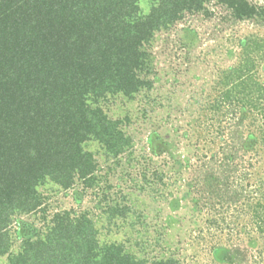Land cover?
Instances as JSON below:
<instances>
[{"label": "trees", "instance_id": "16d2710c", "mask_svg": "<svg viewBox=\"0 0 264 264\" xmlns=\"http://www.w3.org/2000/svg\"><path fill=\"white\" fill-rule=\"evenodd\" d=\"M141 1L0 0V258L7 256L6 264H147L122 244L100 246L99 229L85 214L56 213L41 232L16 218L43 210L40 188L48 182L65 192L78 181L84 190L97 185L98 163L88 143L97 142L114 160L132 148V138L109 118L103 102L117 95L133 99L152 87L140 73L146 70L144 47L156 33L186 12H206L212 1L236 20L264 18V7L248 0H150L145 15ZM258 61H264V40L245 41L239 66L224 74L210 104L216 118L242 115L226 136L233 142V168L214 179L221 205L226 199L233 207V251L223 255V247H214L219 262L247 264L246 235L251 245L261 243L251 264H264V178L235 163L245 140L264 150ZM249 118L244 139L241 127ZM128 209L110 207V219L125 218ZM14 222L22 241L18 253L12 250ZM152 264L180 263L169 258Z\"/></svg>", "mask_w": 264, "mask_h": 264}, {"label": "rangeland", "instance_id": "374dc122", "mask_svg": "<svg viewBox=\"0 0 264 264\" xmlns=\"http://www.w3.org/2000/svg\"><path fill=\"white\" fill-rule=\"evenodd\" d=\"M149 1L140 2L141 15L148 13ZM248 1L264 7V0ZM205 8L184 13L144 47L146 70L140 76L152 82L150 89L133 99L117 95L103 102L109 118L120 121V129L132 138V148L114 160L97 142L88 143L98 163L97 185L84 190L78 181L65 192L48 182L40 188L43 210L17 215L20 222L41 232L56 213L73 210V217L85 214L94 222L100 246L122 244L147 264L169 258L180 264H233L219 262L213 254L216 246L224 248L223 255L233 251V207L226 199L221 205L214 179L227 166L233 168L228 133L242 115L216 118L210 104L224 74L239 66L244 42L264 40V18L236 20L216 1ZM257 70L264 84V61L257 62ZM246 120L244 139L251 130L250 118ZM254 146L245 140L241 150L235 147V163L264 178V150ZM229 182L232 193L233 177ZM112 206L128 207L127 216L111 220ZM17 228L15 222L10 228L14 253L22 242L14 234ZM245 236L242 248L249 251L245 261L251 264L261 243L251 245ZM6 263L7 256L1 257L0 264Z\"/></svg>", "mask_w": 264, "mask_h": 264}]
</instances>
